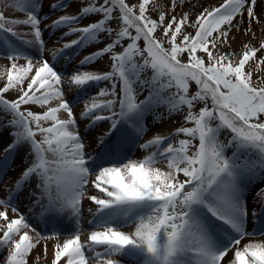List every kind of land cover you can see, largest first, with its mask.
I'll use <instances>...</instances> for the list:
<instances>
[{"label":"snow or ice","instance_id":"obj_1","mask_svg":"<svg viewBox=\"0 0 264 264\" xmlns=\"http://www.w3.org/2000/svg\"><path fill=\"white\" fill-rule=\"evenodd\" d=\"M73 2L75 14L51 19ZM185 2L153 18L155 0H56L43 14L44 0H0V54L10 62L0 66V126L13 129L0 183L26 149L0 198V264H30L40 245L46 258L51 241V264H264V36L251 43L253 26L264 34V0L202 6L195 20L176 14ZM233 31L250 37L239 51ZM57 32L64 42L48 48ZM99 44L65 80L60 61ZM105 57L107 70H84ZM65 85L83 99V134ZM176 115L173 132L139 143L149 118ZM104 123L89 151L85 136ZM25 193L27 214L16 204Z\"/></svg>","mask_w":264,"mask_h":264},{"label":"rangeland","instance_id":"obj_2","mask_svg":"<svg viewBox=\"0 0 264 264\" xmlns=\"http://www.w3.org/2000/svg\"><path fill=\"white\" fill-rule=\"evenodd\" d=\"M56 2V0H44V7H43V13H47L49 12V4L50 3H54ZM130 3H138L139 0H129ZM156 2V9L152 12V16L153 18H156L159 15V12L161 10L169 12L170 8H171V3L170 0H155ZM223 0H189V2H185L183 3V5L181 7H178L176 10V14L179 15L181 13L184 12H188L191 14V19L195 20L196 15L201 11V7H208V6H218L220 3H222ZM82 5L77 3V2H73L70 4V6L67 8L66 13L64 11H59L56 12L55 15H53L51 17V19H56L58 16L63 15V14H75L78 9L81 7ZM257 11H260V5L258 4L257 6ZM7 16H9L10 18H26L24 16L23 13H20L18 11H13V10H8L5 13ZM97 17H93V19H96ZM47 23H51V20H47L45 21V24ZM89 23V20H84L83 24H87ZM42 28L45 27L44 24L41 25ZM254 30L256 31V36L257 39H252L251 43L253 45H257L259 43V38H261L262 36H264V34H262L258 28L256 26H253ZM18 31H23V27H19L17 29ZM187 31L192 32L193 29L192 28H188ZM50 32L49 31H45L44 36L47 39L49 36ZM157 34L160 35L159 31L157 32ZM61 35L60 32L55 33V35H52V38L48 40V48H52V47H59L62 45V43L64 42L63 40L59 41V43H57V37H59ZM232 35H235L236 39L233 41L232 43V50L235 51H239L240 46L245 43L248 42L250 37L247 35H244L243 33H236L235 31H233ZM75 36H70L67 37L68 40L71 39H75ZM142 43V42H141ZM98 47H103V44H99L96 45L95 47H90L87 48L83 51H81L79 53V55H77L75 57V59L72 61V63L70 65H65L64 61L61 60L60 64L57 65V70H65V80H67V76L73 72V70H75L77 68V66L79 65V62L81 59H83V57L85 55H88L90 52L95 51L96 48ZM225 51H228L227 48L224 49ZM35 49H31V53L35 54ZM261 55L260 53H258V56ZM44 58H49V54L46 52L45 53V57ZM182 59H184L186 61L187 57L184 56L182 57ZM54 62V61H53ZM20 63H24V61H20ZM253 62H250V64ZM110 64V61L107 59V57L101 59L100 61H98L96 64L88 66L87 68H85L84 70H92V69H96L99 68L101 70H107L108 69V65ZM0 66H10V62L4 58V56L2 54H0ZM0 70H3L2 68H0ZM259 74H264V66H262V71ZM257 73H254L253 79L255 80L257 78ZM5 83V80L0 79V87H3ZM100 87H103V84L100 85ZM98 89L97 88H92L89 90V94H94ZM193 90H195V86L193 85ZM6 98L8 99H15L18 95L17 92L15 91H9L8 93L5 94ZM65 97L66 99H68L70 102L73 103L74 107H73V111L74 114L77 116L78 119V123H79V128L81 133L83 134L85 132V125L88 124L89 122L87 120H81L80 119V114L84 109V103H83V99L80 98V95L78 93V90L75 87H71L69 88L67 85H65ZM86 98V97H85ZM33 110L36 111H40L39 108L34 107ZM182 123V116L176 115L173 116L170 119H166L160 122H154L151 118H149L148 120V131L146 133V139H149L154 133H162V134H167V133H171L173 132L177 127H179ZM107 123H104L101 125V127L96 128L95 130H90L88 131V134L85 136V141L89 144V151H91L93 148H95V144L93 143V139L94 137L101 131H105L107 130ZM13 131V129L8 128V127H3L0 126V158L3 157V150L5 147H7V145L9 143H11L12 141V136H11V132ZM140 143V142H139ZM26 149H21L14 158V162L12 163V167L11 169H9L7 176L5 177L3 183H0V198H7V193L4 191V186L8 185L9 187L11 186L10 184V179L11 180H15L20 172L23 170L24 167H26V163L24 161V155H25ZM143 153L138 149H136L135 151V156H133V158H138L140 156H142ZM29 201L27 199V195L22 194L21 196H19L16 199V204L17 206L20 208V211L27 214V205H28ZM89 206V202L85 201V212H84V219L82 221V224L85 228V234L84 236H82V239H86L87 236V231L91 230L90 225L88 224V220L90 219V214L87 212V207ZM252 205V197L249 196V207L251 208ZM3 207L0 206V211H3ZM9 211V215L13 216L14 214L11 212V209H8ZM39 228L43 227L42 225H36ZM252 225H249V228L251 229ZM125 231H130L131 229H124ZM70 231V229L68 230ZM65 238H67V233L62 234L60 239L61 241H63ZM256 239H260V240H264V237H256ZM55 243V241H51L48 242V252H47V257L44 258V251H43V245H40L37 247V249H35L32 253V256L30 258V264H33V261L35 260V257L37 255H39L41 257L40 260V264H51V261L53 259V244ZM6 255V250H4L3 252H0V261L3 260L4 256ZM63 264V262H62Z\"/></svg>","mask_w":264,"mask_h":264},{"label":"trees","instance_id":"obj_3","mask_svg":"<svg viewBox=\"0 0 264 264\" xmlns=\"http://www.w3.org/2000/svg\"><path fill=\"white\" fill-rule=\"evenodd\" d=\"M157 36H159V34H157ZM10 100V99H9Z\"/></svg>","mask_w":264,"mask_h":264}]
</instances>
